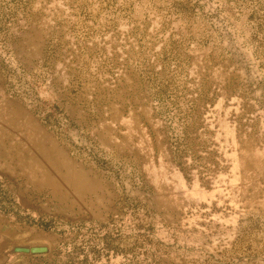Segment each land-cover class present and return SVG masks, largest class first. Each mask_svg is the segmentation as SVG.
Segmentation results:
<instances>
[{"label":"rangeland","instance_id":"1","mask_svg":"<svg viewBox=\"0 0 264 264\" xmlns=\"http://www.w3.org/2000/svg\"><path fill=\"white\" fill-rule=\"evenodd\" d=\"M0 119V264H264V0H0Z\"/></svg>","mask_w":264,"mask_h":264},{"label":"water","instance_id":"2","mask_svg":"<svg viewBox=\"0 0 264 264\" xmlns=\"http://www.w3.org/2000/svg\"><path fill=\"white\" fill-rule=\"evenodd\" d=\"M48 251V247L45 245H33V246H14L8 253H22V254H40Z\"/></svg>","mask_w":264,"mask_h":264},{"label":"bare ground","instance_id":"3","mask_svg":"<svg viewBox=\"0 0 264 264\" xmlns=\"http://www.w3.org/2000/svg\"><path fill=\"white\" fill-rule=\"evenodd\" d=\"M8 103V102H7ZM12 112V111H11ZM26 112V111H25ZM8 114V113H7ZM3 116H4V114H3ZM31 118V117H30ZM1 120V119H0ZM6 120V119H5ZM8 121V120H7ZM17 122V121H16ZM27 122V121H26ZM35 122V121H34ZM15 124V123H14ZM38 125V124H37ZM1 126V125H0ZM5 126V125H4ZM32 126V125H31ZM8 127V126H7ZM20 127V126H19ZM25 127V126H24ZM27 127H28V125H27ZM6 129V128H5ZM18 129V128H17ZM32 129V128H31ZM35 129V128H34ZM10 130V129H9ZM13 130H14V128H13ZM27 130V129H26ZM8 131V130H7ZM6 131V132H7ZM2 132V131H1ZM15 132V131H14ZM19 132H21V131H19ZM22 132H24V131H22ZM29 132V131H28ZM13 133V132H12ZM25 133V132H24ZM23 133V134H24ZM39 133V132H38ZM35 134V133H34ZM45 134V133H44ZM44 136V135H43ZM5 137V136H4ZM38 137V136H37ZM34 138V137H33ZM32 138V139H33ZM50 138V137H49ZM27 139V138H26ZM38 139V138H37ZM42 139V138H41ZM45 139V138H44ZM52 139V138H51ZM25 140V139H24ZM35 140V139H34ZM46 140V139H45ZM17 141V140H16ZM28 141V140H27ZM39 142V141H38ZM37 142V143H38ZM56 142V141H55ZM54 142V143H55ZM10 143V142H9ZM31 143V142H30ZM46 143V141L45 142H43V144H45ZM3 144V143H2ZM24 144V143H23ZM50 145V144H49ZM13 146V145H12ZM11 146V147H12ZM23 146V145H22ZM39 146V145H38ZM55 146H56V144H55ZM8 147V146H7ZM40 147V146H39ZM46 147V146H45ZM58 147V146H57ZM42 148H44V147H42ZM41 148V149H42ZM60 148V147H59ZM21 149H22V147H21ZM50 149V148H49ZM63 150V149H62ZM16 151V150H15ZM20 151V150H19ZM19 151H17V152H19ZM39 151V150H38ZM41 153H42V151H40ZM8 153H9V151H8ZM21 153V152H20ZM41 153H40V155H41ZM52 153V152H51ZM2 154V153H1ZM38 154V153H37ZM56 154H54V156H55ZM64 155V154H63ZM4 156V155H3ZM30 156V155H29ZM44 156V155H43ZM57 156V155H56ZM14 157V156H13ZM38 157H39V155H38ZM15 158V157H14ZM32 158V157H31ZM35 158V157H34ZM66 158V157H65ZM11 159H13V158H11ZM56 159V158H55ZM17 160H18V158H17ZM16 160V161H17ZM30 160V159H29ZM28 160V161H29ZM33 160V159H32ZM27 161V160H26ZM10 162V161H9ZM22 162V161H21ZM32 162V161H31ZM37 162V161H36ZM71 162V161H70ZM5 163V162H4ZM14 163V162H13ZM68 163V162H67ZM24 164V163H23ZM32 164V163H31ZM12 165H14V164H12ZM25 165V164H24ZM29 165H30V163H29ZM50 165V164H49ZM75 165V164H74ZM6 166V165H5ZM26 166V165H25ZM9 167V166H8ZM72 167V166H71ZM31 169V168H30ZM74 171V170H73ZM57 172V171H56ZM72 172V171H71ZM74 173V172H73ZM33 175V174H32ZM79 175V174H78ZM62 176V175H61ZM30 177H31V175H30ZM44 177V176H43ZM75 178V177H74ZM50 179V178H49ZM65 179V178H64ZM52 180V179H51ZM51 180H49L50 182H51ZM74 180V179H73ZM86 180V179H85ZM48 181V182H49ZM88 181H89V179H88ZM53 182V181H52ZM64 182H66V179H65V181ZM95 182V181H94ZM61 184V183H60ZM90 185V184H89ZM59 186V185H58ZM93 187H95V186H93ZM66 188V187H65ZM65 191V190H64ZM67 191V190H66ZM91 191V190H90ZM76 192V191H75ZM56 195V194H55ZM82 195H84V194H82ZM76 196V195H75ZM78 196H80V195H78Z\"/></svg>","mask_w":264,"mask_h":264}]
</instances>
